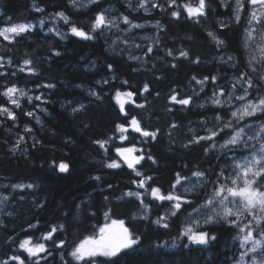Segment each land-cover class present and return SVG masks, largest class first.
<instances>
[{
  "label": "trees",
  "instance_id": "trees-1",
  "mask_svg": "<svg viewBox=\"0 0 264 264\" xmlns=\"http://www.w3.org/2000/svg\"><path fill=\"white\" fill-rule=\"evenodd\" d=\"M35 2L38 7L43 8V12L35 11L33 0H0V27L9 23V17L12 18V23L36 24L40 19L45 20L43 27L38 25L30 34L18 38L16 43H9L0 38V55L11 57L13 61L12 65L0 69V92L5 85L15 84L33 97H44L43 101L33 99L31 103L25 97L21 109L15 110L18 119L15 122L9 120L0 124V197H8L2 208L0 207V219L3 220L0 224V261L21 252L17 242L26 235L32 236L34 241H39L41 233L47 232L49 226L62 223L65 230L62 235L58 233L57 236L68 241L63 250L64 261L78 264L72 261L67 253L75 243L95 234L106 221L104 212L112 208L111 218L124 219L141 237L138 246L111 258L115 264H234L244 248L236 239L238 229L233 226L223 222L202 225L204 230L217 237L208 245L191 244L187 238L177 239L189 213L195 214L192 213L191 207L185 206L186 210L171 218L170 227L167 229L153 223L168 207L167 202L159 209L158 202L154 203L148 219L137 218L129 222L130 216L140 211L138 201L135 198H116L128 189L135 191L136 186L131 182L137 177L126 166L108 169L105 164L108 160L117 158L114 147L130 145L126 141L115 139L105 153L94 141L107 139L113 133L116 123H125L114 98L115 90L126 91L130 88L137 91L144 83H148L150 93L141 95L137 92L136 97L137 103L147 100L145 108L137 109L131 103L125 105V110L130 115L137 116L143 127L148 130H161L157 140L149 139L146 143H142L139 134L129 131L132 143L137 147H144L146 156L150 150V154L158 162L152 164L145 159L139 170L153 176L154 181L150 183L165 191L169 190L174 182L175 173L191 177L194 171H205L207 179L201 181L204 186L186 194L193 201V206L203 204L212 194L214 182L221 169H224L225 177L233 175L234 161L245 157L249 148H217L205 155L204 149L209 145L207 141L189 148L182 145L187 143L193 134L206 135V128L215 125L222 127L225 121H232L236 127L243 128L264 122V115L261 114L246 117L242 121L236 120L231 116L232 107L226 99L221 105L210 102L214 90L218 91L223 87L226 93L229 92L231 84L236 83V77L241 72H247L248 76L260 85L259 93L255 88L249 91L264 95V82L258 80L264 69L256 63L255 67L259 71L253 73L248 67L242 40L245 20L241 18L239 23L235 22L234 9L230 2H227L230 7H224L225 0H209L211 11L207 18H202L199 23L188 19L182 10L180 19L173 18L170 11L175 8H169L166 0L159 2L164 4L167 11L152 9L149 12L129 8V0H99L98 6L93 4L80 8H74L69 0ZM184 2L185 0H177L178 5ZM131 3L136 5L137 1L131 0ZM109 8L113 9L112 14L127 15L134 22L155 23L159 20L167 27V31L157 32L154 27L149 30L160 40L153 53L144 55L146 48L152 44L149 42L135 52L141 57L140 61L130 60L129 54H134L113 51L106 35L88 41L68 34L61 40L55 33L48 31L49 28L55 27L62 33L68 32L70 24L65 25L62 20L54 18L57 12H64L71 22L88 31V22L93 19L95 13ZM223 19L227 21L226 28L219 26V21ZM210 31L216 32L225 41L224 47L215 46L208 37ZM166 48L172 49L177 57L179 50H187L191 59L177 58L173 61V57L167 56ZM53 49L58 50L61 55H54ZM196 56L201 58V63H192ZM224 56H232L234 60L222 61L220 57ZM26 58L33 60L32 66L38 69V75L20 71V66ZM173 62L177 67L171 66ZM108 64L113 65V70L106 67ZM112 75H115L116 79H111ZM193 75L198 79L217 76L218 80L215 83L207 82L204 90L200 91V86L191 81ZM104 79L109 83H98ZM124 80H127L128 84H124ZM46 84H54L56 87L46 88ZM173 88L179 90L180 98L193 96V103L186 107L172 104L167 97ZM89 90L100 93L102 99L97 100L88 95ZM156 92L160 93L159 97L155 96ZM4 101L5 98L0 96V103ZM81 103L86 105V109L73 114L71 108ZM169 107L172 108L171 112L166 111ZM43 108H47V111H41ZM26 111L36 112L40 122L25 116L23 113ZM217 116L222 120L215 119ZM172 123L177 124L175 129H170ZM25 125L33 131L26 133ZM190 129H193L194 133L189 131ZM230 133L231 130L226 129L214 142L224 143ZM19 136H24L25 139L20 142L19 149L13 152V145ZM172 140L175 143H171ZM52 161L57 164L60 161L69 163L70 171L58 172ZM97 175L101 177L100 181L92 179ZM220 182H225L224 178H221ZM18 183H33L37 187L13 189L12 185ZM109 184L113 187L108 188ZM179 190L180 186L177 191ZM104 197H108V200ZM150 201L149 197L145 202ZM36 221L40 222L37 228H28L29 223ZM10 237L13 239H9ZM174 239H177V243L172 247ZM59 253L60 250H55L48 258V264H62ZM9 264L13 262L9 261ZM41 264L44 262L41 261Z\"/></svg>",
  "mask_w": 264,
  "mask_h": 264
},
{
  "label": "snow or ice",
  "instance_id": "snow-or-ice-1",
  "mask_svg": "<svg viewBox=\"0 0 264 264\" xmlns=\"http://www.w3.org/2000/svg\"><path fill=\"white\" fill-rule=\"evenodd\" d=\"M169 8H175V10L170 11V15L173 18L180 19L182 11L186 13L188 19L194 20L197 23L200 22L202 18H207L211 8L209 6V0H185L182 4H177V0H166ZM235 8L233 11V17L235 22L239 23L242 18V14L245 13L246 5L251 7L247 10L249 26L255 25L256 27H249L245 29L244 37V47L249 50L251 54L248 59V67L253 73L259 71L255 66H253V61H256L264 69V0H234ZM69 3L74 8L88 7L89 5H99V0H87L86 3H80V0H69ZM150 6V7H149ZM33 7L37 12H43V8L36 5L35 0H33ZM129 8H134L136 10L143 9L145 12L151 9H159L161 11H167L164 4L160 3L159 0H139L138 4L133 5L131 0L128 3ZM224 7H230L225 0ZM182 10V11H181ZM113 9L101 10L95 13L93 19L88 22V31H85L83 27H78L75 22L70 21V17L64 12H57L54 18L62 20L65 25H69L68 32L62 33L57 28H49V32L55 33V36L59 37L61 40L65 39L68 34L75 37H79L82 40H94L102 35L111 33L113 29L119 31L131 32L133 29H138L144 27L139 23L134 22L129 16L121 14L120 16H110L109 13ZM11 17L8 18L9 23L4 27H0V38L3 41L9 43H16L18 38H23L30 34L38 25L43 27L45 25V20L40 19L36 24L30 22H18L12 23ZM123 22L127 27L125 29H120V23ZM151 23V22H149ZM221 28H226L228 25L221 21ZM153 27L160 31H167V27L162 24L159 20L155 22ZM208 37L212 40L216 47L222 48L225 46V41L217 36L214 32H208ZM145 40L152 41L151 46L146 48L144 52L145 56L153 53L154 48L158 47L160 40L157 37H144ZM259 39V43H256ZM117 41L122 42L125 45L129 44L127 39H121L117 37L113 40L109 47L115 51L117 47ZM132 47L139 48L140 45L132 44ZM167 56L173 57V61L177 58H183L185 60L191 59L189 51L181 49L178 52V57L174 54L172 49H165ZM53 54L56 56L61 55V53L53 49ZM130 60L140 61V56H135L129 54ZM158 59H163L158 57ZM223 61L224 57H220ZM234 57L229 56L227 62H232ZM192 63H201V58L196 56L192 59ZM13 61L11 57L5 58V56L0 55V69L5 68L7 65H12ZM33 60L26 58L23 60L20 66V71L27 72L30 75H38V69L33 67ZM94 66V65H93ZM173 68L177 67L176 63L171 64ZM235 63L233 67H235ZM106 67L109 70H113V65L108 64ZM153 67L155 65L153 64ZM133 71H139V69H133ZM15 75V73H12ZM111 79H116L115 75L111 76ZM236 79L246 85L244 88L245 95L236 97L237 99L243 101L245 96L248 95L249 89L255 88L257 93H259L260 85L256 84L251 76H248L247 72H241ZM218 80L217 76H204L202 79H198L195 75L192 76L191 81L200 86V91L204 90V86L207 82L215 83ZM258 80L264 82V72L258 76ZM190 81V83H191ZM98 83L107 84L109 81L104 79L98 81ZM124 84H128L127 80L123 81ZM39 87V85L37 86ZM46 88H55L54 84L44 85ZM238 85L236 83L231 84V90L234 93ZM150 85L144 83L141 88L137 91H132L130 88L126 91L115 90V100L119 105V112L125 119V123H116L114 125L113 133L103 140H95L94 143L99 146L105 153L108 152V146L113 143V140L118 139L122 142H127L130 146L114 147V152L116 154V159H110L106 162L105 167L108 169H120L126 166L130 169L137 179L133 180L131 183L136 186V190L131 189L126 190L121 194L120 197L116 199L123 200L125 198H135L138 201V206L140 211L133 213L129 218L135 220L137 218L148 219L152 211V206L157 203V208H163L164 204L167 202L168 207L164 210L162 215L157 216L153 221L154 224L161 228H169V221L171 218L176 217L178 213L182 210H186V207L192 208V213H197L198 215L202 213L203 210H207L209 214L201 216L198 219H192L191 213L188 216V222L185 223L179 237L177 239L187 238L191 244L196 245H208L211 241L217 239L215 234L210 233L203 229L202 225H212L220 222L226 223L230 226L238 229L236 239L240 242V246L245 248V251L240 253V260L236 264H240L249 253H252L251 264H264V122L259 124L258 135L250 136L245 140V129L243 127H236L232 121L223 122V126L215 125L212 128H206V135L200 136L195 135L184 143L182 147L189 148L193 145H200L202 142H209L208 147L204 149L205 155L210 151L219 148L224 149H235L236 147L251 148L250 157H245L243 161H237L234 163L233 175L225 177L224 169H221L214 182V187L212 194L208 196L203 204L198 206H193V201L188 198L187 193L194 192L198 187H203L204 185L201 181L207 179V173L205 171H194L192 176H182L179 172L175 173L174 182L171 184L170 189L165 191L160 186H154L152 183L154 177L151 175H146L139 168L142 167V162L145 159L152 162V164L158 163L156 158L150 154L146 156V149L144 147H137L136 144L132 143L129 138V131L135 134H139L142 139V143H146L149 139L152 141L157 140L160 135V128L155 130H148L142 126L141 120L135 115H130L128 111L125 110V105L131 103L137 109H143L147 105V100L142 103H137L136 97L137 92L141 95L150 93ZM88 95L96 98L97 100L102 99L100 93L95 90H89ZM198 95V93H197ZM226 92L223 87L219 88L218 91L214 90L212 94L211 103L215 105H221L222 100L219 97L225 96ZM0 96L5 98L4 103H0V124L6 121L15 122L18 119L16 109H21L22 100L26 97L28 102H32L33 99L37 101H43L44 97L42 95H37L33 97L29 95L26 90L12 84L10 86L5 85L3 91L0 92ZM155 96L159 97L160 93L156 92ZM229 100L232 99L231 96L228 97ZM167 100L172 102L174 105L189 106L193 103V96L188 95L184 98H180V92L177 88H173L167 97ZM71 102H69L70 104ZM203 107V105H199ZM86 109V105L81 103L76 107L71 108V112L76 114L80 111ZM41 111L46 112L47 108L41 109ZM166 111L171 112L172 108H166ZM257 113L264 115V95H260L258 100L253 101L248 99L247 103L241 105L235 111L231 112V116L236 120H244L246 117H254ZM25 116L32 117L40 122L39 115L34 111H26L23 113ZM215 119L222 120L220 116ZM87 127V125H85ZM177 127L176 123L170 125V129H175ZM226 129H230L231 133L229 138L222 144H217L216 138L219 137ZM11 129H9L10 131ZM32 128L25 125V132L31 133ZM189 131L194 133L193 129ZM25 139L24 136H19L17 142L13 145L12 151L15 152L20 147V142ZM258 140V147L256 145L250 144V141ZM38 142V141H37ZM171 143H175L174 140ZM138 153V154H137ZM52 165L60 173H68L70 171L69 163L65 161H60L58 164L56 161H52ZM187 167V165H185ZM192 177L196 178V181H192ZM221 178H224L225 182L221 183ZM92 179L100 181V176H95ZM188 184V187H184ZM178 186H180L183 191H177ZM13 189H34L37 185L33 183H18L12 185ZM111 184L108 188H112ZM151 198V201L146 203L147 198ZM90 198V197H89ZM8 197H0V205L7 201ZM108 200V197H104ZM84 203V201H82ZM42 207V205H37ZM79 207V206H77ZM113 209L108 208L104 212L105 220L110 222L103 224L98 228V231L93 234L86 236L84 239L75 243L71 251L67 255L72 261L78 262V264H115L111 258L118 257L125 250L132 249L141 243V237L137 235L132 228L128 226V223L124 219H112ZM11 215V213H8ZM3 220L0 219V224ZM39 221L36 223H29L28 228H37L39 226ZM65 230L64 224L51 225L49 230L45 233H41L39 241H34L32 236H25L23 239L17 242V247L22 251L19 254L11 255L6 260L0 261V264H9V261L13 264H48V258L53 255L55 250H60V257L62 264H71V261H64V249L68 244V241L64 238H58L57 234L62 233ZM13 239V238H9ZM177 239L172 241L171 246L175 247ZM47 242V243H46ZM49 244L51 247H49ZM250 245V247H249ZM257 254L260 255V259H257ZM109 258L107 260H101L100 258Z\"/></svg>",
  "mask_w": 264,
  "mask_h": 264
},
{
  "label": "rangeland",
  "instance_id": "rangeland-1",
  "mask_svg": "<svg viewBox=\"0 0 264 264\" xmlns=\"http://www.w3.org/2000/svg\"><path fill=\"white\" fill-rule=\"evenodd\" d=\"M136 1H137V4H138L139 0H136ZM86 2H87V0H80V3H86ZM227 2H230V4L232 5V8L233 9L235 8V2H234V0H227ZM193 3H195V0H193ZM250 7H251L250 5H246L245 13L242 14V19L245 20V25H244V28L245 29L246 28H249V27H256L255 25L249 26L248 23H247V20H248L247 10ZM150 10H152V9L150 8ZM149 11H147V12H149ZM109 15L110 16H120V14L119 15H115V14H112V12H110ZM149 22L150 21L136 22V23H139L141 25H144V27L138 28V29H133V30H131V32H128V31H119V30L113 29L111 33H107L106 34V36H107V38L109 40L110 45L112 44L113 40H116L117 37H120L121 39H127L129 41V44L128 45H125L122 42L117 41L116 50H118L119 52L132 53L135 56H138V55H136L135 52L141 50V47L143 45H146L149 42L152 43V41H150V40H145L144 37H154V38L156 37V36H154L152 34L151 31H149L151 28H153V25L155 23H153V22L149 23ZM126 27L127 26L124 25L123 22L121 21V23H120V29H125ZM214 33L218 36V34L216 32H214ZM244 37H245V31H244V36L242 38L243 41H244ZM259 42H260L259 39H257L256 43H259ZM132 44H138V45H140V47L139 48L132 47L131 46ZM245 50H246V57L248 59H249V56L251 54H255V53H250L249 50L246 49V48H245ZM228 57L229 56H224V61H228ZM256 63H257L256 61H253V66H256ZM235 82L238 85V87L236 88L235 92L233 93L232 90H230L229 92L226 93L225 96H222L221 97V98H223V99H221L222 101H225V99H226V102L228 104H230V106L232 107L231 111H235L237 108L241 107L242 104L247 103L248 99H252L253 101L258 100L259 96L261 95V94L260 95H256V94H253V93H251L249 91L248 95L245 96V100L241 101V100L237 99L236 97H239L241 95H245L244 88L246 87V85H244L243 83H241L237 79L235 80ZM229 96L232 97L231 100L228 99ZM257 114H259V113H257ZM244 129H245V137H244L245 140H247V138L250 137V136H254V135H258L259 134L258 133L259 125H254V126H251V127H244ZM259 135H264V134H259ZM250 142H251L250 144L256 145L258 147V143H259L258 140H253V141H250ZM251 151H252V149L249 148V151H248V153L246 154L245 157H250ZM245 157L236 159L234 161V163L237 162V161H243V159ZM192 181L195 182L196 181V178L192 179ZM188 186H189L188 184H185L184 185V187H188ZM198 188L195 191H197ZM179 191L182 192L183 189L180 187V190ZM187 194H189V193H187ZM0 207L2 208V205H0ZM207 214H209L207 212V210H203L202 213L199 214V215L197 213L192 214V219H198V218H201V216H204V215H207ZM112 219H117V218H112ZM108 222H110V221H108V220L105 221V223H108ZM186 222H188V218L186 219ZM249 247H250V245H249ZM245 250L246 249L244 248V251ZM252 255H253L252 253H249L248 256H246L244 258L243 261H240V264H251V257H252ZM260 258H261L260 255L257 254V259H260ZM238 260H240V258ZM236 262L234 264H236Z\"/></svg>",
  "mask_w": 264,
  "mask_h": 264
},
{
  "label": "flooded vegetation",
  "instance_id": "flooded-vegetation-1",
  "mask_svg": "<svg viewBox=\"0 0 264 264\" xmlns=\"http://www.w3.org/2000/svg\"><path fill=\"white\" fill-rule=\"evenodd\" d=\"M221 21H223V22L227 23V21H226V20H224V19H223V20H221ZM221 21H219V22H221Z\"/></svg>",
  "mask_w": 264,
  "mask_h": 264
}]
</instances>
